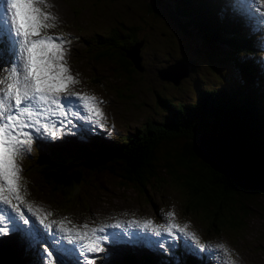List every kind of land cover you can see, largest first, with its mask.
I'll use <instances>...</instances> for the list:
<instances>
[{
  "label": "trees",
  "instance_id": "1",
  "mask_svg": "<svg viewBox=\"0 0 264 264\" xmlns=\"http://www.w3.org/2000/svg\"><path fill=\"white\" fill-rule=\"evenodd\" d=\"M146 9L157 15L162 14L160 9L166 10L183 34H198L207 60L228 64L230 74L210 88L198 84L196 99L189 103L177 105L156 94L166 111L159 118L145 119L140 128L119 139L90 135L82 140L72 138L66 146L46 142V151L25 160L22 166L30 187L47 201L62 199L72 203L78 189L91 184L96 175L109 172L119 183L136 190L159 181L175 185L185 193L184 204L200 207L205 215L206 211L212 215L231 206L232 210H247L249 199L256 194L264 196V182L256 175L264 171V90L259 85L264 68L253 41L254 31H248L243 18L230 13L223 0H148ZM106 31L84 38V49L95 58L110 62L117 76L136 70L127 56L135 42L143 41L136 39V25H114ZM217 53L218 58H213ZM181 58L191 62L188 57ZM200 136L232 139L241 156L254 165L247 177L249 183L240 182L234 173L223 174L206 162L197 150ZM215 151L223 154L219 149ZM225 156L232 159L229 152ZM257 181L263 187L251 184ZM232 210L220 211L217 219L210 223L207 220L202 226L214 231L221 225L229 226L219 218L235 213ZM237 215L241 216L235 218L237 221L245 216ZM2 243L12 249L9 264H21L17 235L4 238ZM131 249H124L126 253L120 259H112V263L165 264L150 253L137 257ZM26 252L34 256L32 251ZM177 255L182 264H202L182 250Z\"/></svg>",
  "mask_w": 264,
  "mask_h": 264
},
{
  "label": "rangeland",
  "instance_id": "2",
  "mask_svg": "<svg viewBox=\"0 0 264 264\" xmlns=\"http://www.w3.org/2000/svg\"><path fill=\"white\" fill-rule=\"evenodd\" d=\"M49 2L53 7H45V11L52 12L58 17V21L57 27L48 31L71 41L69 45H66L67 61L72 74H79L77 79L80 81L72 86L71 91L94 94L99 100L104 101L101 106L107 116V129H97L93 133L84 131L86 134L107 136L111 139L124 137L123 134L140 128L145 119H156L163 113L162 106L156 104V94L167 97L177 105L182 102L189 103L196 99L198 84L204 85V88H210L218 85L222 78L230 74L231 67L228 64L219 63L216 60L210 63L207 60L205 46L198 34L192 31L183 34L167 16L166 10L160 9L161 15L147 11L148 0H49ZM224 4L230 10L241 6V15L245 19L246 27L257 32L253 37L258 47L257 51L264 50L258 43L264 40V23H261L264 11L257 10L264 9V4L245 3L238 6L237 0H224ZM155 6L158 8L157 4ZM114 25H136V39H143L139 48L141 70L136 69L126 75L117 76L110 62L97 59L93 53L84 49V38H88L93 32L107 33L106 30ZM134 49L135 46L130 50L133 52ZM183 56L188 57L191 62L181 58ZM218 56V53L213 54L215 59ZM258 57L264 66V52ZM175 58L184 60L187 64V74L179 79L177 85L160 79L156 72ZM175 68L172 67L170 71H174ZM262 76L259 85L264 90V72ZM77 129L80 130L77 131ZM73 131H76L75 135L64 134L61 139L55 141L37 139L32 151L18 161L21 167L25 164V160L46 151V142L56 146H66L72 142V138L86 139L80 136L82 132L80 125ZM214 138L210 141L211 145L217 146L216 149H225L229 152L232 161L238 164L237 167L240 170L235 169L236 173L228 161L209 159L207 154L201 151L211 162L207 161L205 156L203 159L221 173L228 176L234 173L240 182L248 183L249 176L246 172L250 173L254 165L242 159L240 154L233 150L234 145L222 143V136ZM202 141V144L206 145L207 139ZM245 168L247 169L242 171ZM256 175L264 182V171ZM258 183L260 182L257 181L256 184ZM261 187L263 186L259 188ZM184 198V191L175 185L159 181L136 190L130 185H122L117 177L109 172L96 175L91 184L78 189L72 203L71 200L62 201V199L47 201L37 190H30V202L34 207L51 208L50 212L53 215L49 216L50 222L67 218V221H71V224L66 223L67 225L87 223L91 226L107 220L112 221L115 218L130 217L141 222L152 219L154 224H161L165 222L162 218L163 213L174 211L176 222L181 224L190 222V230L197 232L202 241L213 244L223 242L230 251L235 250L238 256L233 254L232 258L239 259L238 264H264L263 195L256 194L254 198L249 199L251 201L246 203L247 210L236 207L232 210V206L223 207L214 211L212 215H208L207 211L205 215L200 207L185 205ZM234 199L241 200L238 197ZM225 209L236 213L219 218L229 226L221 225V229L216 231L209 228L207 230L202 226L207 223V220L210 223V220L217 219L219 212ZM237 213L245 215L242 220L235 219L241 217ZM1 243L2 240H0V257L6 259L5 263L9 264L8 254L12 249ZM105 247L106 253L95 256L96 264H114L112 259L118 258L124 250L123 245L106 244ZM20 258L23 259L21 264H32L23 254H20Z\"/></svg>",
  "mask_w": 264,
  "mask_h": 264
},
{
  "label": "snow or ice",
  "instance_id": "3",
  "mask_svg": "<svg viewBox=\"0 0 264 264\" xmlns=\"http://www.w3.org/2000/svg\"><path fill=\"white\" fill-rule=\"evenodd\" d=\"M245 3L264 4V0H237L238 6ZM45 7L53 5L49 0H0V240L19 236L40 264L50 262L54 254L57 264H96L89 254L106 253V244L143 245L166 257L165 264H182L180 250L198 261L215 256L210 264H237L232 258L238 256L235 250L223 242H202L190 230V222H176L174 211L163 213L161 224L152 219L130 221L129 228L143 233L137 235L124 230L120 222L67 227L71 221L64 218L45 223L52 212L40 218L31 205L27 211L21 207L28 193L18 161L32 151L37 139L55 141L64 134L75 135L74 122L87 133L108 127L104 101L71 91L80 83L67 61L66 45L71 41L48 31L57 27L58 17ZM258 43L264 49V40ZM5 58H9L6 64Z\"/></svg>",
  "mask_w": 264,
  "mask_h": 264
},
{
  "label": "water",
  "instance_id": "4",
  "mask_svg": "<svg viewBox=\"0 0 264 264\" xmlns=\"http://www.w3.org/2000/svg\"><path fill=\"white\" fill-rule=\"evenodd\" d=\"M141 44H142V40L139 39L133 45V46H135L134 51L132 52L130 50L133 47L132 46L127 52V56L131 59L134 68H136L137 70L142 69L141 64L139 62L140 61L139 48H140ZM172 67H176L174 71H170V69ZM156 72H157V76L160 79L165 80V81H170L174 85H177L179 83V79L186 76V74H187V64L185 63L184 60H180L178 58H175L172 62L167 63L163 67L159 68ZM221 141H222V143H229L228 144L229 146L234 145V147H235L234 150L240 154V157L242 159H244V157L241 156V155H243L241 150L239 149V147L236 143L234 144V141H232V139H227V138H224L222 136ZM246 162H249V161L246 160Z\"/></svg>",
  "mask_w": 264,
  "mask_h": 264
},
{
  "label": "bare ground",
  "instance_id": "5",
  "mask_svg": "<svg viewBox=\"0 0 264 264\" xmlns=\"http://www.w3.org/2000/svg\"><path fill=\"white\" fill-rule=\"evenodd\" d=\"M203 139H207V143H206V145H204V144H202V140ZM213 139H215L214 137H207V136H204V137H202V136H200L199 137V141H198V143H200L199 145H198V150H200V152L202 151V152H204L205 154H207V156L209 157V159H215L216 161L217 160H222V161H228V163H229V165L232 167V168H234L233 169V171H235L236 173H237V170H235V169H237L238 167V164H235L233 161H232V159L230 158L229 160H228V158L225 156L228 152L225 150V149H219L223 154H225V155H223V154H220V153H218V152H216L215 151V149H216V147H213L212 145H211V140H213ZM210 143V144H209ZM224 145V144H223ZM203 154V153H202ZM203 156H205L204 154H203ZM205 159L207 160V161H209V162H211L209 159H207L206 158V156H205ZM231 161H232V163H231ZM262 166V165H261ZM247 168H245V169H243L242 171H245ZM247 174H249V171H247L246 172ZM248 179V178H247ZM249 183V182H248ZM252 185H255V186H257L258 184H256V182H252L251 183ZM10 258V257H9ZM5 261H6V259H4V258H2V257H0V264H6L5 263Z\"/></svg>",
  "mask_w": 264,
  "mask_h": 264
},
{
  "label": "flooded vegetation",
  "instance_id": "6",
  "mask_svg": "<svg viewBox=\"0 0 264 264\" xmlns=\"http://www.w3.org/2000/svg\"><path fill=\"white\" fill-rule=\"evenodd\" d=\"M156 100H157V101H156V104H157V105H160V101L158 100V98H156ZM164 111H166V110H164ZM143 124H144V123H143Z\"/></svg>",
  "mask_w": 264,
  "mask_h": 264
}]
</instances>
